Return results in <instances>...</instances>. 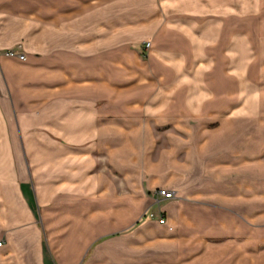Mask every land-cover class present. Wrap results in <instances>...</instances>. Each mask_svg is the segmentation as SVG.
Returning a JSON list of instances; mask_svg holds the SVG:
<instances>
[{"label": "crops", "instance_id": "crops-1", "mask_svg": "<svg viewBox=\"0 0 264 264\" xmlns=\"http://www.w3.org/2000/svg\"><path fill=\"white\" fill-rule=\"evenodd\" d=\"M103 1L0 0V264H264L260 14L155 0L102 24ZM100 45L117 53L74 61ZM41 53L44 95L23 85Z\"/></svg>", "mask_w": 264, "mask_h": 264}, {"label": "rangeland", "instance_id": "rangeland-1", "mask_svg": "<svg viewBox=\"0 0 264 264\" xmlns=\"http://www.w3.org/2000/svg\"><path fill=\"white\" fill-rule=\"evenodd\" d=\"M221 2H222V0H221ZM181 3H183V4L185 3L188 5L191 4L190 0H182ZM214 3H216V4L220 3V0L214 1ZM222 3L228 4V8L232 9V10H234V9H245L246 11L256 12V13L260 14L259 18H255V19L248 18V19H246V20H248V24H246V25H252L253 21L255 20V24L252 25L255 27V30L252 29V33H250V37L254 41V52H255V62H256L255 65H256V68L258 69V72H257L258 80L260 81L261 86L264 88V0H223ZM101 5H102V8H101L100 12H97L101 16V19H100L101 23L107 24L108 21L111 20V22L117 23L118 25L121 22L132 19L131 17L134 16L135 14H142L143 15V13L149 12L152 9V7H155V8L157 7L155 0L154 1L153 0H104ZM183 9H187V7L183 8ZM259 19H260V29L261 30H260V32L256 33L255 32L257 29L256 21ZM133 27L135 30H138V33H140V31H142L141 27H139V26H133ZM95 28H97V27L95 26ZM91 29H92L91 27L86 25L84 27V32L85 31L86 32L92 31ZM99 29L103 33H106L105 38L104 37L100 38V40L104 41V39H106V36L114 37V33H113V35H110L111 33L108 34V29L105 28L104 25L100 26L98 28V30ZM117 33H118V35L116 34V36H118L117 40L123 39L120 37L123 36L124 33L121 32V29H119V26H118ZM87 34H85V36ZM73 36H74V34H73ZM93 41H96V39ZM146 42H149V44H150L151 41H150V39H143V40H138V43H137L138 47L141 50H143V52L149 48V44L145 45ZM120 44L118 42V45H120ZM85 45H87V44H85ZM92 50H93V48H91L90 50L75 51L74 58H73L74 61H76L77 58L83 59V60H89L93 56L95 58H99L100 61H102L103 59L105 60L106 58L113 56V53H114V55L117 53V50L109 51L108 49L103 48V46H101V45L99 46V48H97L93 51ZM24 54H25V52H24ZM44 64H45V57H44V54L41 53L39 63L36 66L37 72L35 74V81H34V79L32 80V78L30 77V74H28L27 72L25 73V76L27 78L29 77L30 80L23 83V85H26L24 87L31 86V88L33 86L32 89L34 90V88H35V90L33 91L34 94L38 93L39 95H44L46 90H50V88H51V83L48 80V77L46 76V72H48V68L45 67ZM74 71H76V70H74ZM54 73H57L58 75L61 74L60 70H54L53 75H54ZM84 73H89V71L85 70ZM31 76H33V75L31 74ZM78 76H79L78 74L75 75V77H78ZM54 84H55V82H54ZM40 100H42V99H40ZM263 105H264V103H263ZM41 108L36 109V111H38ZM14 124H15L14 129L12 131L10 130V132L11 133L13 132V134L16 138L20 139V137L22 138L23 136H27L28 131H22V130L19 131L18 129L15 128L16 123H14ZM19 143H20L19 146L17 145L15 148L18 149L19 157L22 159V160L20 159L21 164H22L21 165V173H22V175H24L23 170L25 171L26 177H24V176L23 177H24V179L26 178V183L31 187V185L34 182L40 181V180L37 177H34V179H33V177L30 176V174H29L30 169H29L28 162L26 161V157H25V154L23 151L24 146L22 145L21 140ZM21 182H23L22 184H24V181H21ZM160 188H162V187H160ZM154 199H155L154 197H147L146 196L145 206L149 202H153ZM32 208L34 210L35 217L38 218L40 216L39 215L40 210L38 209L39 207H38V205L35 204V202L32 204ZM2 238H3V236L0 235L1 241H2ZM54 261H55V259H54ZM197 264H221V262H217V259L209 257L207 260H205V263L203 260V261H198Z\"/></svg>", "mask_w": 264, "mask_h": 264}, {"label": "built area", "instance_id": "built-area-1", "mask_svg": "<svg viewBox=\"0 0 264 264\" xmlns=\"http://www.w3.org/2000/svg\"><path fill=\"white\" fill-rule=\"evenodd\" d=\"M149 42H146L145 45H148ZM4 54H7V55H13V56H16L20 59H24L25 58V54L24 52L16 49V48H7L4 50ZM156 193L158 195H160L161 197L163 198H168V197H171L173 195V192L171 189H168V188H165V187H162V188H158L156 189ZM164 217L162 215L158 216V220L161 222L163 221ZM0 243H1V240H0Z\"/></svg>", "mask_w": 264, "mask_h": 264}]
</instances>
